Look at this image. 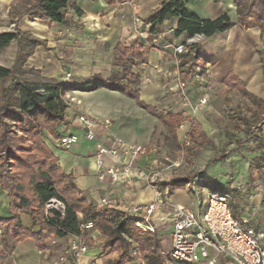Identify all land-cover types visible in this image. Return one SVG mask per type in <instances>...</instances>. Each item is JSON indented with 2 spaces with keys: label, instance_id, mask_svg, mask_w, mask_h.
<instances>
[{
  "label": "crops",
  "instance_id": "1",
  "mask_svg": "<svg viewBox=\"0 0 264 264\" xmlns=\"http://www.w3.org/2000/svg\"><path fill=\"white\" fill-rule=\"evenodd\" d=\"M12 1L7 0L6 4ZM163 1L129 0L118 5H107L102 0H70L66 9L68 22L65 25L51 24L49 21H30L27 17H23L18 23V28L44 42L42 46L35 48L25 67L38 72L42 79L69 85L87 83L95 77L106 81L112 74L121 72L120 67L114 65L115 47L121 45L128 49L138 44L142 46L141 57L134 61L130 73L139 79L136 86L139 100L160 113L154 104L145 100H151L153 93L165 90L178 92L170 95V110L160 113L162 115L171 113L189 117L185 103L178 100V80L184 83L185 90L190 91L192 86L200 89L202 84L210 83L224 93L228 90L223 86L222 80L231 72L244 83L248 92L257 97L256 90L250 89L247 82L252 75V68H256L257 78L260 76L257 85L259 90L261 82L263 83L256 53V49L262 48L260 29L235 25L224 33H217L208 39L202 40L200 37L204 55L214 59L215 65L212 67L207 65L204 71L197 69L199 71L196 70L193 80L179 78L173 48L199 40L188 39L185 35L176 37L174 32L177 19H170L158 30L157 47L151 46L149 25L144 23V20ZM185 8L200 20H214L227 16L234 22L237 18L236 7L232 0H190ZM135 19L141 23L137 30L133 29ZM66 74L70 75L67 82L64 81ZM122 84L126 83L122 82ZM65 101L67 103L65 130L78 135L79 141L69 150L61 149L57 142L52 141L48 136L44 137V142L56 157L57 165L66 175L72 176L80 196L97 207L99 201L105 198L111 204L108 208L123 213L132 205L152 203L155 199L154 191L143 177L135 178L129 186L112 184L108 178L102 182L97 179L94 171L96 145L104 141L105 132L96 128L94 140L86 141L82 136L77 117L82 114L98 122L108 120L110 122L108 130L111 133L122 138L126 143L141 147L144 140L140 136L131 138L128 135L130 129L128 120L133 115L132 112L138 114V111L144 112L151 118L155 117L149 115L124 94L104 88L91 92L68 91L65 94ZM169 137L171 138L170 134ZM184 137L187 138L186 135ZM156 150L152 148L147 153H142L136 160V167L145 172L158 170L154 154ZM110 163L111 161L106 158V164ZM260 180L264 181V177H260L256 183L259 184ZM254 195L249 197L245 207L236 198V206L240 214L243 210L256 208L252 224L264 235L262 205L264 199L261 200L260 195L258 197ZM156 215L160 218L164 215V211L161 210ZM10 217L8 197L0 189V220H7ZM19 218L24 229L34 233L39 231V219H31L26 212H20ZM0 226L3 228V236L10 238L6 226L1 223ZM81 237L87 251L80 256L79 264H105L108 259L115 257V254L103 250V238L98 232L91 230ZM70 238L51 236L41 244L26 239L13 245L9 258L13 264H52ZM260 244L264 248V237L260 240ZM169 248L170 240L164 251H168ZM0 264L5 263L0 261Z\"/></svg>",
  "mask_w": 264,
  "mask_h": 264
},
{
  "label": "trees",
  "instance_id": "2",
  "mask_svg": "<svg viewBox=\"0 0 264 264\" xmlns=\"http://www.w3.org/2000/svg\"><path fill=\"white\" fill-rule=\"evenodd\" d=\"M70 0H13L10 3L12 11L20 10L16 21L27 17L30 21H49L51 24L65 25L68 22L66 9ZM107 5H118L129 0H102ZM190 0H164L162 4L145 18L149 25V40L158 33L165 21L177 19L174 32L176 37L185 35L188 39L201 36L208 39L217 33H224L235 25L244 28L258 27L262 48L256 49L264 84V0H232L236 7L237 18L234 22L227 16L214 20H200L189 13L185 6ZM217 1V0H216ZM17 10V11H18ZM14 31L0 32V52L12 42L16 44V54L11 68L0 66V84L8 81L5 88L0 86V189L9 200L11 217L0 220L6 226L7 233L13 245L26 239L41 244L51 236L64 238L67 236H82L87 230L80 226L91 223L93 230L103 238L102 248L115 257L108 259L105 264H128L130 242L125 237H145L148 240L142 250L153 248L148 264H165V258L159 255L160 242L155 236H142L134 228V218L113 208H100L88 203L80 196L73 178L66 175L57 165V159L44 142L48 136L58 142L61 133L66 129L65 111L67 103L65 94L68 91L91 92L99 88L118 91L131 98L141 109L157 118L168 130L175 141L178 128L188 122L186 136L190 147L185 159L197 156V150L211 144L202 132L200 124L195 119L184 117L182 114L167 113L162 115L155 108L145 105L139 100L136 86L139 79L130 73L135 60H139L142 46L132 45L124 48L117 45L114 49V65L120 67L119 74H112L106 81L95 77L92 81L69 85L46 80L40 77L31 81L20 79L19 74L28 58L32 56L43 41L34 38L29 33L21 31L14 23ZM152 46V45H151ZM186 52L176 56L179 78L194 79L197 69L205 70L206 66H214L216 61L204 55L201 41L183 44ZM122 82L126 84L123 85ZM227 92L237 93L249 104L251 121L243 117L235 109L228 112V119L245 126L246 136H253L258 130V123H264V101L245 89L244 83L233 73H228L222 80ZM229 99L225 98V104ZM261 139V138H260ZM264 147V139L260 140L258 148ZM256 166L262 173L264 156ZM191 177H173L167 182L158 183V188L172 191L177 187H189ZM204 184L196 185V188ZM213 194H229L228 191ZM51 199L62 203L64 210L61 215L55 209L46 210V204ZM28 213L31 219L40 220V229L34 233L22 227L19 213ZM5 264H12L7 261Z\"/></svg>",
  "mask_w": 264,
  "mask_h": 264
},
{
  "label": "rangeland",
  "instance_id": "3",
  "mask_svg": "<svg viewBox=\"0 0 264 264\" xmlns=\"http://www.w3.org/2000/svg\"><path fill=\"white\" fill-rule=\"evenodd\" d=\"M6 2L7 0H0V32L14 31L16 29L14 23L18 26L19 21L23 18L16 21L15 17L18 16L20 10L12 11L10 3L6 4ZM15 54L16 44L12 42L0 52V66L11 68ZM19 76L20 79L27 81L40 77L38 72L25 67V65ZM259 82L260 76L255 81L250 77L247 85L250 89L256 90L257 97L264 101V84L261 82L259 90L257 87ZM7 84L8 81L1 83L0 86L5 88ZM178 90V100L185 103L189 118L198 121L202 132L211 141L210 145L197 150V156H189V161L185 159L187 150L182 149L179 143L186 135L188 122L179 127L177 140L174 142L157 119L146 116L142 111H138V114L132 112L133 115L128 120V126H130L128 135L131 138L140 136L144 140L142 143L144 152L147 153L152 148L157 149L154 154L158 170L150 171H159L163 181L173 177L187 176L191 177V180L194 177L203 180L204 184L193 190L189 187L173 189L171 194L168 193L169 196L171 195L170 199L190 207L196 214L203 213L208 205L210 195L221 192V190L228 191L235 199L238 198L243 207L247 205L249 197L254 194L257 197L260 195L259 197L263 200L264 181L260 180L259 184L256 181L260 177H264V168H262L263 174H260L256 170V166L262 161L259 159L260 155L264 156V147L258 148L260 140L264 139V123H258V130L253 136H246V127L230 121L227 116L228 112H232L231 109H235L251 121L248 102L237 93L227 91L222 93L216 85H210V83L202 84L200 89L192 86L189 91L185 90L184 86ZM176 93L178 92L167 90L153 93L151 100L145 101L154 104L157 110L163 113L170 110V95ZM225 98L229 99V104H225ZM134 107L136 108L135 105ZM59 133L68 134L69 131L65 130ZM262 205L264 207V204ZM228 207L233 219L239 221L240 213L236 203L229 200ZM167 226L168 224L165 223L159 226V242L161 241L159 247L163 250L169 243L170 227L167 228ZM138 242L146 246L148 240L145 237H140ZM12 247L13 243L10 238L0 237V261L3 263L12 262L9 258Z\"/></svg>",
  "mask_w": 264,
  "mask_h": 264
},
{
  "label": "built area",
  "instance_id": "4",
  "mask_svg": "<svg viewBox=\"0 0 264 264\" xmlns=\"http://www.w3.org/2000/svg\"><path fill=\"white\" fill-rule=\"evenodd\" d=\"M140 24V21L135 19L133 29L137 30ZM200 37L195 36L193 39L199 40ZM158 38V33L152 37L150 41L152 47H157ZM185 52L183 45L173 48L175 56ZM69 79L70 75L66 74L64 81L67 82ZM184 86V83L178 80V88ZM77 122L86 141L94 140L96 128L105 132L104 141L96 145L94 160L95 175L100 182L108 178L112 184L129 186L135 178L143 177L153 189L155 199L152 203L132 205L124 214L135 219L134 228L140 235L155 236L158 240L159 226L168 224L170 248L168 251L159 249V255L165 258V264H264V248L260 244L264 235L252 224L256 208L243 210L240 220L237 221L231 216L228 207V201L232 200L236 203V199L230 194H211L205 211L196 214L189 207L173 202L167 188H158V183L166 182L163 181L159 171L145 172L136 167V160L145 150L143 147L126 143L122 138L111 133L108 130L110 125L108 120L98 122L81 114L78 115ZM78 141V135L63 133L57 144L61 149L69 150ZM189 146V140L184 137L180 141V147L187 150ZM106 158L111 161L110 164H106ZM202 182V179L194 177L190 181V189L193 190ZM110 205V201L105 198L98 203L100 208H108ZM50 208L63 214L62 203L55 199L47 202L46 210ZM161 210L164 211V215L157 218L156 214ZM79 229L91 231L93 225L88 223L80 226ZM1 236H3L2 226H0ZM69 237L70 240L52 264H79L80 256L86 253L87 247L81 236ZM125 238L131 244L129 250L131 261L128 264H148L147 260L153 248L142 250V244L136 239Z\"/></svg>",
  "mask_w": 264,
  "mask_h": 264
},
{
  "label": "bare ground",
  "instance_id": "5",
  "mask_svg": "<svg viewBox=\"0 0 264 264\" xmlns=\"http://www.w3.org/2000/svg\"><path fill=\"white\" fill-rule=\"evenodd\" d=\"M251 77H252L253 81H255V80L258 79L254 68H252V75H251Z\"/></svg>",
  "mask_w": 264,
  "mask_h": 264
}]
</instances>
